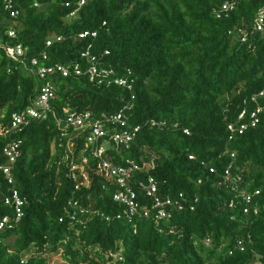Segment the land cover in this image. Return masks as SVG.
Returning a JSON list of instances; mask_svg holds the SVG:
<instances>
[{"label":"trees","instance_id":"16d2710c","mask_svg":"<svg viewBox=\"0 0 264 264\" xmlns=\"http://www.w3.org/2000/svg\"><path fill=\"white\" fill-rule=\"evenodd\" d=\"M81 1L19 0L17 18L0 1V166L15 137L6 133L12 115L33 105L46 83L55 92L49 118L19 135L14 183L0 171V220L14 216L4 203L13 189L24 201L20 222L0 231V264H49L56 255L62 264H264V29L254 27L264 0ZM225 2L237 4L217 18ZM1 45L27 53L17 63ZM34 59L78 65L82 74L42 79ZM92 65L131 71L133 89L92 81ZM258 107L257 126L230 140L228 126ZM120 110L139 131L128 149L110 144L100 158L86 146L88 130L56 122L68 112L103 120ZM127 158L145 164L132 183L141 205L155 213L139 187L152 176L159 195L183 208L171 207L166 219L125 216L102 160ZM257 190L245 214L241 193Z\"/></svg>","mask_w":264,"mask_h":264},{"label":"built area","instance_id":"2783aa9c","mask_svg":"<svg viewBox=\"0 0 264 264\" xmlns=\"http://www.w3.org/2000/svg\"><path fill=\"white\" fill-rule=\"evenodd\" d=\"M0 1L3 3L4 9L9 13L11 18H17L19 16L20 9L17 8L19 0ZM85 3L86 0H82L80 2V6H83ZM236 4V2H225L221 6L217 7V9L214 10L217 18H220L223 14H228L235 8ZM68 5L69 4H67V6ZM254 27L257 31H263V11L257 15ZM8 35L9 37H15L14 30L11 29L8 32ZM87 35L88 33H85L81 35V37ZM94 35L95 34H93V36ZM58 40H61V38H58ZM47 45L50 46L51 42H47ZM1 47H3L5 50L6 55L17 63L21 62L27 53V48H24L22 45H1ZM84 56H88V53H86ZM43 59H47L46 55L43 56ZM31 66L32 71L42 79H45L50 74L54 73L61 74L63 77H67L71 73H75L76 75L82 74V70L78 65L65 66L58 64L54 66H45L40 65L39 61L34 59ZM86 73L90 76L92 81H95L100 85H117L131 91L135 84V77L131 71H128L125 75L118 76L112 70L99 69L92 65L89 67ZM263 95L264 92H261L259 97H262ZM54 97L55 92L53 85L51 83H46L41 88L40 95L33 105L12 115L9 125L6 128V133L11 132L15 135V137L8 141V143L4 146L3 155L6 158V162L0 166V171L9 184L14 183V165L21 156L22 140L20 139L19 135L23 133L24 130L34 121H46L49 118L50 114L53 112L51 101L54 99ZM252 101L256 102V97H253ZM261 110L262 108L258 107L252 112L242 111L238 115L237 120L228 126V131L230 134L229 139L233 140L236 135H241L250 128L256 127L259 123L258 114ZM56 122L58 125L68 124L82 131L88 130L86 146L90 149V155L93 158H100L101 155L106 154L110 144H113L119 148L123 147L128 149L131 142L133 141L135 133L139 131V127H136L134 131L129 130L127 125L128 119L124 110H120L117 114L111 115L110 117L103 120H95L89 113L82 116L77 115L74 112H68L63 119H57ZM109 124L115 125V127L120 126V128L124 129L119 131L116 128H111ZM184 132L189 134L188 129H185ZM102 140L103 143L100 144V141ZM231 157L233 158L234 154H231ZM190 158L193 159L192 156ZM88 162L89 158L83 157L82 165H86ZM143 167H145V164L140 166L134 159L129 158H127L121 165H114L108 160H102V170L106 177L115 179L116 183L118 184L119 189L113 195V199L116 203L123 206V214L125 216L142 214L145 218H150L152 216L154 219H166L169 217V209L171 207L181 210L183 205L180 203V201L173 200L171 197L159 195L157 182L152 176L147 177V179H145L143 182H139V187L145 192L146 197L152 200V209L155 210V213L152 214L145 206L140 204L132 183L134 180L133 176H135L137 172L141 171ZM77 169H79L80 172L84 174V166L79 167L78 165H74L72 167L73 171ZM210 171L213 173L214 168H211ZM225 175L228 179L230 176V167L226 169ZM241 194L245 205L243 211L245 214H249L253 200L257 195H259V191L257 190L252 193L243 191ZM179 198L182 199L183 194H180ZM4 203L6 206L13 208L14 216H4L0 220V231L13 230L24 215V201L21 198L19 191L17 189H13L11 194L5 198ZM231 205H233V202ZM257 211L258 209L255 207L254 213H257ZM118 218H120V216H118ZM106 220H109V218H106ZM240 249L243 250L244 248L241 246Z\"/></svg>","mask_w":264,"mask_h":264},{"label":"rangeland","instance_id":"374dc122","mask_svg":"<svg viewBox=\"0 0 264 264\" xmlns=\"http://www.w3.org/2000/svg\"><path fill=\"white\" fill-rule=\"evenodd\" d=\"M12 239L11 241H13ZM63 260L59 255L53 256L51 260L49 261V264H62Z\"/></svg>","mask_w":264,"mask_h":264}]
</instances>
